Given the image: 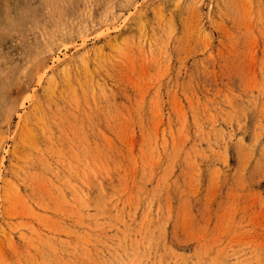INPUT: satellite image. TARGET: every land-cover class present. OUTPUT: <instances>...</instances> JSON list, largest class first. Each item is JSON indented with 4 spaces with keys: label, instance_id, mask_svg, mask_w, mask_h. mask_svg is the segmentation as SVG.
<instances>
[{
    "label": "rangeland",
    "instance_id": "1",
    "mask_svg": "<svg viewBox=\"0 0 264 264\" xmlns=\"http://www.w3.org/2000/svg\"><path fill=\"white\" fill-rule=\"evenodd\" d=\"M0 264H264V0H0Z\"/></svg>",
    "mask_w": 264,
    "mask_h": 264
},
{
    "label": "bare ground",
    "instance_id": "2",
    "mask_svg": "<svg viewBox=\"0 0 264 264\" xmlns=\"http://www.w3.org/2000/svg\"><path fill=\"white\" fill-rule=\"evenodd\" d=\"M128 10H129V9H128ZM115 11H117V10H115ZM111 12H112V11H111ZM110 14H111V13H110ZM117 14H118V13H117ZM114 15H115V14H114ZM106 19H107V18H106ZM110 20H111V19H110ZM115 20H116V19H115ZM111 21H112V20H111ZM112 24H114V22H112ZM81 33H82V32H81ZM95 51H96V50H95ZM96 53H97V51H96ZM93 55H94V54H93ZM95 56H97V55H94V58H95ZM86 187H87V186H86ZM89 187H90V186H89ZM89 187H88V188H89ZM76 194H77V193H76ZM80 197H81V195H80ZM80 197H79V198H80ZM82 199H83V198H82ZM77 201H79V199H78Z\"/></svg>",
    "mask_w": 264,
    "mask_h": 264
}]
</instances>
